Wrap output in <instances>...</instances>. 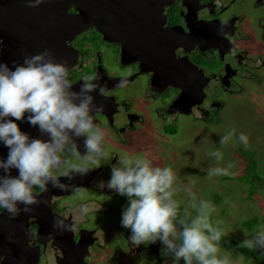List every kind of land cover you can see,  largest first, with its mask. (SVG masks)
<instances>
[{"label": "flooded vegetation", "instance_id": "af4514ba", "mask_svg": "<svg viewBox=\"0 0 264 264\" xmlns=\"http://www.w3.org/2000/svg\"><path fill=\"white\" fill-rule=\"evenodd\" d=\"M238 1L260 15L257 24L251 14L235 6ZM139 10L138 31L145 35L142 49L148 53L133 50L123 60L122 45L106 41L94 27L71 42L79 53L78 64L70 70L72 84L82 85L86 77L96 76L98 83L107 85L104 95L92 93L95 103L103 106V111L93 114L105 132L106 156L99 167L89 164L94 169L84 176L73 174L71 180L66 178L71 169L63 167L58 176L69 187L60 190L49 184L46 192L35 189L41 203L31 206L30 213L10 219L0 208V264H170L161 254L159 240L139 246L129 241L131 230L121 224L128 198L107 187L112 166L119 160L144 158L154 164L157 151L153 150L151 158L152 149L140 147L142 139L149 140L156 133L150 132L151 119L162 127L165 122L178 125L184 117L212 121L225 108L214 95L217 89L245 92L254 80V74L248 76L253 65L236 43L264 40V0H175L166 8V21L159 31L152 9L142 11L143 15ZM256 27L259 36L254 34ZM121 81L125 84L118 86ZM190 88L192 92L181 99ZM27 117L25 113L22 126L18 124L22 132L49 140L38 126L29 130ZM84 139L76 138L81 156L86 154ZM110 142L113 146L108 149ZM3 151L0 146V158L7 159ZM11 174L17 176L18 170L12 169ZM57 217L71 224L72 231L54 228Z\"/></svg>", "mask_w": 264, "mask_h": 264}, {"label": "clouds", "instance_id": "9594fccd", "mask_svg": "<svg viewBox=\"0 0 264 264\" xmlns=\"http://www.w3.org/2000/svg\"><path fill=\"white\" fill-rule=\"evenodd\" d=\"M45 0H28L30 8H38ZM88 81H95L89 83ZM96 76L86 77L79 91H73L68 61L58 62L51 51L25 57L23 63L0 64V141L9 149L7 159L0 158V208L10 219L23 213H30L31 206L41 203L34 190H48L49 184L64 190L69 187L61 183L58 173L63 167H70L72 174L86 175L100 166L106 153L102 147L104 130L95 123L94 114L103 111L92 95L105 94L107 85L100 84ZM121 81L118 86H123ZM25 113L32 126H38L49 140L30 138L21 131L15 121H22ZM14 118L6 119V118ZM236 136L232 129L220 139L224 146ZM84 137L85 155L81 156L76 138ZM239 141L248 145V137L240 133ZM217 163L222 159L219 149L210 152ZM75 160L86 162L82 165ZM229 164L226 168H209L208 178L231 175ZM18 170L13 176L11 170ZM176 175L171 167L153 166L147 159L119 160L111 169L109 189L128 198V206L122 214V227L131 230L129 241L139 246L160 241L164 248L161 254H173L175 264H240L243 257L233 259L230 253L221 255V238L225 234L220 227L222 221L212 222L216 207L211 201L191 196L190 207L195 215L189 220L181 214L180 202L174 199ZM103 188V182L99 185ZM80 190L82 187H75ZM20 205H24L23 208ZM54 228L72 231V225L57 217ZM242 247L264 249V228Z\"/></svg>", "mask_w": 264, "mask_h": 264}, {"label": "rangeland", "instance_id": "374dc122", "mask_svg": "<svg viewBox=\"0 0 264 264\" xmlns=\"http://www.w3.org/2000/svg\"><path fill=\"white\" fill-rule=\"evenodd\" d=\"M235 6L247 12L248 16L251 14L257 24V18L260 17L258 13L247 11L244 2L238 1ZM248 24L245 23V26ZM254 34L260 35L259 27L254 29ZM236 44L248 53L253 65L248 70V76L251 78L254 74V80L248 84L245 92L230 94L217 89L214 95L219 96L225 108L212 121L203 122L184 117L178 125L165 122L162 127L158 126L157 119H151L153 124L150 132L156 133L149 140L142 139L140 147L151 148V158L153 150L157 151L153 166H168L174 170V188L177 190L174 199L180 202L182 215L190 220L196 214L190 207L189 193L194 194L197 201H211L216 207L212 222L215 225L216 221H222L220 227L225 233L224 239L244 243L264 228V190H252L247 179H244L246 175L248 179L252 178L254 173L264 177V40L260 37L255 42L242 40ZM254 66L258 69L254 70ZM232 129L236 130V136L228 144L221 146V137ZM240 133L248 137L247 146L239 141ZM111 142L108 143V149L113 146ZM216 149L222 152L219 163L210 155ZM74 163L83 164L80 160H75ZM229 164L233 165L231 175L208 178L209 168H226ZM75 199L76 197L71 198L70 202ZM252 222L255 223L249 228L247 225ZM160 244L164 248L161 242ZM221 247V255L227 252L233 259L243 257L240 264H264V259H259V256L264 255V249L247 248L245 254H250L252 258L248 260L236 246L230 247L221 241ZM166 260L175 264L173 254H168ZM179 264L185 262L180 260Z\"/></svg>", "mask_w": 264, "mask_h": 264}, {"label": "water", "instance_id": "95a60500", "mask_svg": "<svg viewBox=\"0 0 264 264\" xmlns=\"http://www.w3.org/2000/svg\"><path fill=\"white\" fill-rule=\"evenodd\" d=\"M174 1L45 0L40 7L30 8L28 0H0V64H7L14 70V65L22 64L25 57L47 50L58 62L67 60L71 70L79 60V53L71 42L93 27L106 41L122 45L123 60L130 57L133 50H145V53L147 50L142 49L145 35H140L138 31L142 22L137 21L142 19L138 17L136 8H140L141 14L152 9L159 31L166 21L164 12ZM80 85L73 84V91H79ZM191 92L192 88L188 94L183 92L180 98H186ZM14 122L22 126L20 121ZM28 124L31 130L32 125ZM0 146L3 152H9L2 141Z\"/></svg>", "mask_w": 264, "mask_h": 264}, {"label": "trees", "instance_id": "16d2710c", "mask_svg": "<svg viewBox=\"0 0 264 264\" xmlns=\"http://www.w3.org/2000/svg\"><path fill=\"white\" fill-rule=\"evenodd\" d=\"M244 179H247V182L251 185L252 190H257V189L264 190V177H262L260 174L254 173L253 177L250 179H248L246 175ZM254 223L255 222L249 223L247 226L249 228H252ZM221 241L228 244V246L230 247L236 246V248L240 250L248 260L252 259L250 257V254L249 256L245 254L247 252V247H242L243 243L235 242L234 240H229L228 238L224 239V236H222ZM261 258L264 259V255L259 256V259Z\"/></svg>", "mask_w": 264, "mask_h": 264}]
</instances>
